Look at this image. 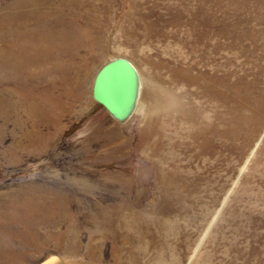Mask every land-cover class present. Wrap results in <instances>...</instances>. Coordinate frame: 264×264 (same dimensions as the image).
<instances>
[{
	"label": "rangeland",
	"instance_id": "obj_1",
	"mask_svg": "<svg viewBox=\"0 0 264 264\" xmlns=\"http://www.w3.org/2000/svg\"><path fill=\"white\" fill-rule=\"evenodd\" d=\"M56 1L0 0V50L40 24L25 12ZM88 1L109 3L114 14L101 17L109 26L104 48L76 58L83 72L92 70L83 100L60 125L18 102L10 56L0 63V264L9 252L19 264L53 255L59 264H264V139L240 175L249 148L234 153L224 137L250 112L223 100L229 87L247 96V85L264 88V46L243 53L245 42L233 41L231 0ZM131 11L148 13L161 34L130 46L120 30L132 27ZM115 58L131 61L141 79L138 106L125 120L93 96L98 71ZM200 70L229 80L213 88L214 100L198 88ZM212 125L218 145L207 154L194 135ZM37 132L43 140H33ZM54 197L66 217L61 226L27 228L17 219L27 202Z\"/></svg>",
	"mask_w": 264,
	"mask_h": 264
},
{
	"label": "bare ground",
	"instance_id": "obj_2",
	"mask_svg": "<svg viewBox=\"0 0 264 264\" xmlns=\"http://www.w3.org/2000/svg\"><path fill=\"white\" fill-rule=\"evenodd\" d=\"M231 2V11L237 19H234L233 23V27L236 29L234 35H231L233 41L238 44L245 42L243 53L247 52L250 47L259 48L260 44L264 46V0H231ZM60 7L62 9H59ZM113 12L109 3L99 7L95 2L88 0L39 2L32 11L25 12L32 17H38L40 24L36 28L32 27L19 33L17 41L5 44L0 50V56H2L0 63L3 64L10 56L12 60L10 73L16 79V88H19L20 91L18 102L28 105L30 114L45 113L47 122L60 125L66 114L73 112L75 104L83 100L82 80L92 68L89 65L83 72L79 65L81 63L77 62L76 58L82 55L81 51L96 49L100 52L104 48L101 42H103L102 38L106 28L108 29L109 26L102 25L101 17L112 16ZM129 15L132 19V27L127 30L122 28L120 32L128 38L130 46L136 45L139 41L151 43L155 36L161 34V31L149 22L150 15L148 13L131 11L126 14L125 19L129 18ZM78 16L80 19H77ZM57 23H60V28H57ZM203 36L201 30L197 38L201 39ZM78 40H84L85 45L80 47L77 44ZM118 49L125 53L129 52L128 48L118 47ZM129 62L135 73L132 102L121 115H114L119 120L128 119L136 110L139 102L141 79L137 68L131 61ZM209 75L211 74L200 70L198 76L194 78L198 77L199 79L200 77L205 81L204 84H199L198 88L214 100L216 94L213 88L216 90L215 87L220 85L226 87L229 80L222 78L217 81ZM245 89L248 93L251 92V95L245 94V96L242 94V90H231L230 87L224 96L221 95L227 102L235 101L236 104L244 102L243 105L250 112L245 117L236 116L234 121L236 123L226 133L228 138L223 136L227 141H232L227 146L234 153H243L249 148L250 153L247 155L240 175L248 168L250 162L253 164L255 160L252 159L259 154V148L264 139V133H260L264 127V88L259 90L254 85H247ZM8 107L17 111L14 103H10ZM244 123L248 125L246 130L243 129L242 124ZM212 126L213 128L209 132L203 131L201 126L194 135L201 145L202 152L207 154H212L218 145L215 142L218 131L214 125ZM258 134L259 137L256 138ZM44 135L37 132L34 134L33 140H43ZM254 139L256 141L253 143ZM18 215L19 222H23L27 228L32 224L34 226L38 224L57 227L66 222L65 214L60 210L55 197L35 203L27 202L20 209ZM26 230L30 231V229ZM28 233L33 236L37 235L34 232H32L33 234ZM9 254L11 255L10 260L4 264H19L21 257L18 254L15 256L11 252ZM24 262L26 264L27 260ZM59 263V258L53 255L39 264Z\"/></svg>",
	"mask_w": 264,
	"mask_h": 264
},
{
	"label": "water",
	"instance_id": "obj_3",
	"mask_svg": "<svg viewBox=\"0 0 264 264\" xmlns=\"http://www.w3.org/2000/svg\"><path fill=\"white\" fill-rule=\"evenodd\" d=\"M135 73L125 58H115L98 71L93 96L113 115H121L132 102Z\"/></svg>",
	"mask_w": 264,
	"mask_h": 264
}]
</instances>
